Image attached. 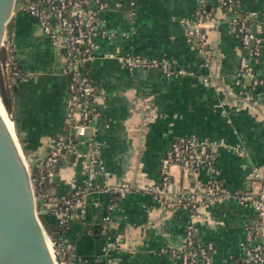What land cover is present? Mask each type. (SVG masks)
I'll return each mask as SVG.
<instances>
[{"label":"crops","instance_id":"0c3cea01","mask_svg":"<svg viewBox=\"0 0 264 264\" xmlns=\"http://www.w3.org/2000/svg\"><path fill=\"white\" fill-rule=\"evenodd\" d=\"M95 59L83 64L82 75L95 89L98 112L82 139L71 134L74 150L57 166L52 195H66L85 185L81 162L87 161L96 141L103 172L94 184L126 182L136 189L114 198L91 191L73 206L64 242L75 261L82 264H178L172 251L185 242L193 225L200 242H213L211 264H233L244 239V228L257 220L256 212L236 200L201 206L195 217L183 209L162 210L154 197L141 190L159 181L160 161L170 144L195 134L223 139L242 153L217 149L211 166L171 168V192L195 189L215 179L224 191L255 192L252 170L264 165V127L261 126L264 87L250 89L249 78L238 79L239 58L244 52L229 23L246 12L260 39L252 44L257 55L250 59L254 76L264 75V0H235L227 8L202 0L209 14L203 30L204 50L187 34L200 5L197 0H103ZM11 39L21 75L12 78L19 92V117L26 156H40L53 139L65 131L63 116L68 78L60 73L64 59L37 23L15 12ZM130 53L164 58L173 69L191 74L165 76L160 71L128 70L118 56ZM212 81L214 85L204 81ZM13 104V103H12ZM88 130V131H87ZM106 172L107 176L103 173ZM54 189V192H53ZM109 217L106 232L103 218ZM51 224L55 219L51 217ZM119 245L110 249L113 239Z\"/></svg>","mask_w":264,"mask_h":264},{"label":"built area","instance_id":"2783aa9c","mask_svg":"<svg viewBox=\"0 0 264 264\" xmlns=\"http://www.w3.org/2000/svg\"><path fill=\"white\" fill-rule=\"evenodd\" d=\"M196 10L195 20L188 26V36L196 39L200 49L204 50L206 36L203 27L209 14L202 0ZM235 0H214L222 8L230 7ZM105 9L103 0H14L12 15L21 12L32 18L47 36L51 45L60 50L64 59L60 73L68 78L67 96L63 125L65 131L58 134L49 145L43 159L29 170V183L34 198L40 199V207L47 210L55 219V227L61 232L59 239L47 235L56 260V264H82L75 261L68 246L64 244V233L68 227L69 217L74 205L82 202L85 195L91 191H100L117 198L121 194L129 193L136 188L126 182L115 184H94V180L103 168L98 157L97 142L90 143L92 150L87 161L81 162L85 185L69 194L55 196L50 192L53 183L54 169L59 161L74 150V145L68 140L69 134L82 139L85 130L97 117L94 105L95 89L89 79L82 75L84 63L95 59L97 38L106 36L100 29L99 13ZM253 11L236 15L229 23L230 29L238 34L240 46L244 54L239 58L238 79L236 85H241V79L249 78L250 89L264 87V75L255 77L250 59L257 55L252 44L260 39L251 31L250 22L255 19ZM204 52H206L204 50ZM120 64L128 70L145 69L160 71L165 76H180L191 74L183 69H173L164 58H147L140 55L125 53L118 56ZM0 67L10 77H18L21 71L14 56V44L11 34L5 33L0 50ZM204 81L214 85L212 81ZM260 124L264 127V105ZM217 149H224L234 153H242L236 145H230L223 139L212 140L191 134L173 141L164 157L160 161V179L157 183L146 185L142 191L151 194L162 210L183 209L195 217L196 210L201 206H209L216 202L236 200L238 203L250 206L257 214V220L244 228V239L239 244V253L233 259V264H264V165L253 168L252 178L258 182L255 192H229L221 188L217 180L211 179L197 186L181 192H171V168L178 165L184 168H198L211 166L212 153ZM31 158L26 156L28 164ZM107 176V173H103ZM108 216L103 218L101 232H106ZM120 239L115 237L110 249L116 248ZM216 248L211 241L200 242L195 237L193 225L185 231V242L179 251H172L178 264H211V258Z\"/></svg>","mask_w":264,"mask_h":264},{"label":"water","instance_id":"95a60500","mask_svg":"<svg viewBox=\"0 0 264 264\" xmlns=\"http://www.w3.org/2000/svg\"><path fill=\"white\" fill-rule=\"evenodd\" d=\"M13 4L14 0H0V50L4 34H11L14 27ZM251 31L256 33L255 25ZM18 79H11L12 113L0 95L1 104L14 124L12 134L0 115V264H56L46 242L54 225L49 212L40 207V199L34 198L29 183V170L43 159L48 148L26 163L23 147L19 146L24 132L13 119L20 113V94L15 86ZM57 179L54 176L53 182Z\"/></svg>","mask_w":264,"mask_h":264},{"label":"trees","instance_id":"16d2710c","mask_svg":"<svg viewBox=\"0 0 264 264\" xmlns=\"http://www.w3.org/2000/svg\"><path fill=\"white\" fill-rule=\"evenodd\" d=\"M9 79H10V76L8 74H5L3 69L0 67V95L4 101L5 106L8 108V110H10V107L12 105V97L10 94V90L8 88ZM13 119L15 122V118H13ZM22 142H23V140H20V143L23 147L24 153H25V155H27ZM52 236L56 237L57 239H59L61 236L60 230L58 228H56L55 226H54V231L52 232ZM64 244L66 245L65 242H64Z\"/></svg>","mask_w":264,"mask_h":264},{"label":"bare ground","instance_id":"6f19581e","mask_svg":"<svg viewBox=\"0 0 264 264\" xmlns=\"http://www.w3.org/2000/svg\"><path fill=\"white\" fill-rule=\"evenodd\" d=\"M0 115H1L2 119L4 120L6 127L9 129V131L12 134H14V124H13L10 116L8 115V113L4 110V108L1 104V101H0ZM46 242H47V245H48L50 252L53 254V248H52V245H51L48 237H46Z\"/></svg>","mask_w":264,"mask_h":264},{"label":"rangeland","instance_id":"374dc122","mask_svg":"<svg viewBox=\"0 0 264 264\" xmlns=\"http://www.w3.org/2000/svg\"><path fill=\"white\" fill-rule=\"evenodd\" d=\"M24 14V13H23ZM10 112L12 113V105L10 107ZM19 146L22 147L21 143H19Z\"/></svg>","mask_w":264,"mask_h":264}]
</instances>
